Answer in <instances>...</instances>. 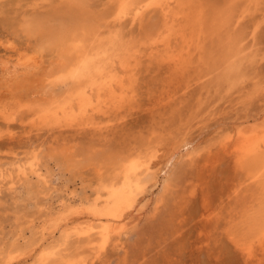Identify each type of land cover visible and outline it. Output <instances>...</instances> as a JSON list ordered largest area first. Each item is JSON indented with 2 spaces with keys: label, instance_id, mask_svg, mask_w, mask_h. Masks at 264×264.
Listing matches in <instances>:
<instances>
[{
  "label": "rangeland",
  "instance_id": "1",
  "mask_svg": "<svg viewBox=\"0 0 264 264\" xmlns=\"http://www.w3.org/2000/svg\"><path fill=\"white\" fill-rule=\"evenodd\" d=\"M59 1L0 0V41L40 47L21 25ZM117 1H88L124 46L94 82L0 70V264H264V0H175L167 26L104 21Z\"/></svg>",
  "mask_w": 264,
  "mask_h": 264
},
{
  "label": "bare ground",
  "instance_id": "2",
  "mask_svg": "<svg viewBox=\"0 0 264 264\" xmlns=\"http://www.w3.org/2000/svg\"><path fill=\"white\" fill-rule=\"evenodd\" d=\"M89 0H71V1H65L67 4H63V6L59 7L61 9H54L55 12H52L50 14L54 13V16L49 18V21H46L45 19H40L38 21V18H33L31 21H24L21 25L20 31L25 34L27 40H31L38 42L39 46H36V49L33 51H28L24 49L18 48V42L16 39L13 38H5L0 41V49H3L6 51V55L3 57H0V70L4 72H10V73H17L21 70H25L26 68L30 69V71L35 68H37V65L39 63H43L51 58L53 60L51 66L52 70L49 72V78L48 82L51 84H60L67 81H73L76 84H82L83 86L86 83L94 82L96 75L102 74L104 71H107L109 68L106 67L109 65L108 62L113 61V55L116 52L114 49L119 51V48H122V46L119 47L117 41H110L103 38V28L109 26L105 23V25H102V15L99 17H94L93 14L90 15L89 6H88ZM93 1V0H92ZM61 0L59 1V3ZM64 2V1H62ZM118 5L120 7L116 8L117 11L113 12L112 8L109 9L112 10V13H104L107 14L108 17L104 19L106 20H114V22H121L125 21L129 18V16H133L132 18L134 20L136 19H143L146 14L149 12L155 10L159 11V13L163 16L165 25L167 26L168 22L171 20V18L175 17L174 13L172 12V4H174L175 0H119L117 1ZM61 4V3H60ZM117 5V6H118ZM91 6V5H90ZM67 9V10H66ZM114 9V8H113ZM115 9V10H116ZM108 10V11H110ZM114 10V11H115ZM227 10V9H226ZM229 10V8H228ZM227 10V11H228ZM107 12V9L105 10ZM230 11V10H229ZM155 13V12H154ZM221 13V12H220ZM225 13V12H224ZM100 14V13H99ZM98 14V16H99ZM204 15V14H203ZM221 16V15H220ZM179 17V16H177ZM219 17V16H218ZM227 17V16H226ZM240 17V16H239ZM238 17V18H239ZM131 18V17H130ZM131 18V19H132ZM189 18V17H188ZM221 18V17H219ZM98 19V20H97ZM227 19V18H226ZM163 20V19H162ZM197 20V19H196ZM219 20V19H218ZM221 20V19H220ZM163 21V22H164ZM136 22V21H135ZM159 22V21H158ZM104 23V22H103ZM221 23V22H220ZM143 24V23H142ZM162 24V23H161ZM126 25V24H125ZM203 25V24H202ZM195 26V25H194ZM17 28V27H16ZM133 28V27H132ZM166 28V27H165ZM164 28V29H165ZM18 29V28H17ZM105 29V28H104ZM107 29V28H106ZM186 29V28H185ZM152 30V29H151ZM156 30V29H155ZM159 30V29H158ZM170 30V29H169ZM169 30H165L164 32H161L160 38H157L153 43L151 44H161L166 42L168 32ZM171 31V30H170ZM16 35L15 37H18L19 35V29L18 31H13ZM107 32V31H106ZM155 32V31H154ZM198 32V31H197ZM108 33V32H107ZM114 33V32H113ZM189 34V33H188ZM157 35V34H156ZM197 35V34H196ZM123 37V36H122ZM117 38V37H116ZM20 39V38H19ZM112 39V38H108ZM26 40V39H25ZM119 40V39H118ZM35 42V43H36ZM188 42V41H187ZM30 44V43H29ZM123 44V43H119ZM125 44V43H124ZM128 44V42H127ZM171 45V44H170ZM35 46V45H34ZM38 47V48H37ZM151 47V45H150ZM21 48V47H20ZM126 48V47H125ZM33 49V48H32ZM190 50V49H189ZM120 51H122L120 49ZM127 51V50H126ZM125 52V51H122ZM129 52V51H128ZM118 53V52H117ZM120 53V52H119ZM126 53V52H125ZM151 53V52H150ZM156 53V52H155ZM123 54V53H122ZM136 54V53H135ZM180 55V54H179ZM129 56V55H128ZM136 56V55H135ZM47 57V58H46ZM123 61V60H122ZM178 61V60H177ZM175 63V62H174ZM122 65V64H121ZM50 66V64H49ZM114 66V65H113ZM104 67L107 68V70H104ZM41 68V67H40ZM44 68V67H43ZM50 68V67H49ZM27 70V69H26ZM48 70V69H47ZM128 70V69H127ZM49 71V70H48ZM26 72V71H25ZM24 72V73H25ZM33 72V71H31ZM111 73V72H110ZM105 74V73H103ZM112 74V73H111ZM13 75V76H14ZM27 75V74H26ZM113 75V74H112ZM109 76V75H107ZM106 76V77H107ZM103 78V77H102ZM114 78V77H113ZM112 76L109 78L108 81L113 80ZM100 79V78H99ZM97 80V79H96ZM98 81V80H97ZM122 81V80H121ZM37 83V82H36ZM102 84V83H101ZM108 84V83H107ZM81 85V86H82ZM90 85V84H89ZM95 85V83H94ZM98 85V84H96ZM78 86V85H77ZM78 86V87H81ZM82 86V87H83ZM93 86V85H92ZM91 86V87H92ZM105 86V85H104ZM123 86V85H122ZM52 87V86H51ZM76 87V86H75ZM81 87V88H82ZM85 88V87H84ZM111 88V87H110ZM77 88H74V90ZM64 90V89H63ZM73 90V89H70ZM83 90V89H80ZM79 90V91H80ZM112 90V88H111ZM34 91V90H33ZM105 91V90H104ZM6 92V91H5ZM71 92V91H70ZM70 92H67L69 94ZM74 92V91H73ZM77 92V91H76ZM52 93V92H51ZM117 93V92H116ZM75 94V93H70ZM78 94V93H77ZM80 94V93H79ZM107 94V93H106ZM68 95V96H69ZM86 93L82 96H85ZM102 95V93H101ZM111 95V94H110ZM51 96V95H50ZM63 96V95H61ZM78 96V95H77ZM104 96V95H103ZM70 97V96H69ZM74 97V96H73ZM72 97V98H73ZM113 97V96H112ZM111 97V98H112ZM52 98V97H51ZM59 98V97H57ZM55 98V99H57ZM62 98V97H61ZM60 98V99H61ZM66 98V97H65ZM71 98V97H70ZM108 98V99H111ZM113 99V98H112ZM58 100V99H57ZM82 100V99H81ZM68 101V99L66 100ZM86 101V100H85ZM48 102V101H47ZM50 102V101H49ZM64 102V101H63ZM80 102V101H79ZM59 103V102H58ZM56 103L55 105H57ZM82 103V102H81ZM101 103V102H99ZM22 104V103H21ZM65 104V103H64ZM68 104V103H67ZM46 105V104H44ZM54 105V104H53ZM70 105V104H69ZM82 105V104H81ZM79 105V106H81ZM88 105V104H87ZM110 105V104H109ZM43 106V105H42ZM41 106V107H42ZM48 106V105H46ZM52 107V106H51ZM22 108V106H20ZM46 108V107H45ZM95 108V107H94ZM28 109V108H27ZM41 109V108H40ZM84 109V108H83ZM35 110V109H34ZM37 110V109H36ZM39 110V109H38ZM67 110V107H64V105L61 103L58 107L45 109L43 111V114L48 116L49 114H57V113H65ZM74 110V109H73ZM100 111V109H99ZM102 111V109H101ZM39 114V113H38ZM67 113H65L66 115ZM6 114H4L5 116ZM58 115V114H57ZM55 115V116H57ZM68 115V114H67ZM74 115V114H73ZM72 115V116H73ZM87 115V114H86ZM7 116V115H6ZM53 116V115H52ZM60 116V115H59ZM64 116V115H63ZM71 116V114L69 115ZM8 117V116H7ZM108 117V116H107ZM48 118V117H47ZM58 118V117H56ZM45 119V118H44ZM6 121V120H4ZM41 121V120H40ZM49 122V121H47ZM73 122V121H72ZM6 123V122H5ZM8 124V123H7ZM46 126V125H45ZM244 128V127H243ZM242 128V129H243ZM250 129H248L249 131ZM262 130V129H261ZM247 131V130H245ZM254 131V130H253ZM243 132V131H242ZM257 132V131H256ZM245 133V132H244ZM250 133V132H249ZM262 135L259 132V136ZM244 136V135H243ZM257 136V134H256ZM255 139H260V137H257ZM251 137V136H248ZM263 138V137H262ZM236 139V138H235ZM240 140V139H239ZM237 141V140H236ZM241 141V140H240ZM254 139L251 138H244L242 139V144L240 147H248L252 144ZM235 143V142H234ZM237 146L240 144L235 143ZM234 144V145H235ZM229 145V144H228ZM235 145V146H236ZM257 145V144H256ZM232 146V145H230ZM234 146V147H235ZM236 146V147H237ZM231 147H229L230 149ZM238 149V148H236ZM232 150V148L230 149ZM261 150V148H260ZM228 151V149H226ZM251 155V153H250ZM255 154L253 153V156ZM237 157V156H235ZM244 156L238 157L243 158ZM142 158V157H141ZM138 159V158H137ZM244 159V158H243ZM132 160V159H131ZM144 160V159H143ZM128 161V158H127ZM142 162V161H141ZM127 164V163H126ZM130 164V163H129ZM20 168V167H19ZM133 168V167H132ZM21 170V169H20ZM35 174L38 176H41V170L40 169H34ZM19 171V170H18ZM25 171V170H24ZM21 172V171H20ZM143 172V171H142ZM3 174V173H2ZM19 174V173H18ZM25 174V173H23ZM22 174V175H23ZM12 177V176H11ZM7 178V177H6ZM1 179V178H0ZM5 182V181H4ZM13 184V183H11ZM124 184L123 188L126 187L129 183H127V180H125L122 185ZM13 186V185H12ZM102 201V200H101ZM140 202V201H139ZM136 204L132 203L128 206V209H130V214L132 215L135 211ZM127 211V212H129ZM126 212V213H127ZM128 214V213H127ZM88 215V214H87ZM90 215V214H89ZM85 217V216H84ZM130 217V216H129ZM91 218V217H90ZM95 218V217H94ZM105 218V217H104ZM89 219V218H88ZM92 219V218H91ZM90 219V220H91ZM98 219V216L97 218ZM130 219V218H129ZM128 217H126V220H128ZM82 220V219H81ZM99 221L101 220L98 219ZM93 221V220H92ZM104 222L106 221L103 220ZM101 221V222H103ZM125 217H118L115 219L116 222H120L119 225L121 228L124 226ZM76 222V221H75ZM127 222V221H125ZM107 224V221L105 222ZM112 223V222H111ZM109 224L112 226V224ZM123 223V224H122ZM101 224V223H99ZM96 225V223H95ZM102 225V224H101ZM99 226V228L101 227ZM115 225V224H114ZM113 225V226H114ZM105 226V224L103 225ZM110 226V227H111ZM116 227L118 225H115ZM118 226V228H120ZM78 227V226H77ZM94 227V226H93ZM96 227V226H95ZM94 227V228H95ZM98 227V225H97ZM96 227V228H97ZM106 227V226H105ZM79 228V227H78ZM82 228V227H81ZM81 228L80 231H81ZM77 229V228H76ZM89 229V228H88ZM114 229V228H113ZM85 230V228H84ZM90 230V229H89ZM103 232H106L104 228L102 229ZM107 230L108 229L107 227ZM120 230V229H119ZM79 232V230L77 229ZM91 231V230H90ZM95 231V230H94ZM93 231V232H94ZM101 231V230H99ZM98 231V232H99ZM82 232V231H81ZM84 232V231H83ZM88 232V231H86ZM102 232V233H103ZM80 233V232H79ZM78 233V234H79ZM84 234V233H81ZM105 234V233H104ZM103 234V235H104ZM260 234V233H259ZM85 235V234H84ZM89 235V232L87 233ZM102 236V234H101ZM106 236V235H105ZM79 237V236H78ZM84 238L83 236H81ZM263 237V236H262ZM91 238V237H90ZM101 238V237H100ZM254 239V238H253ZM101 240V239H100ZM105 240V239H104ZM103 240V241H104ZM101 242V241H100ZM261 243V242H260ZM102 244V243H101ZM262 245V244H261ZM102 246V245H101ZM104 246V244H103ZM105 247V246H104ZM102 247V248H104ZM262 247V246H260ZM99 248V246H98ZM51 256V255H50ZM51 263V262H50ZM18 264V263H17Z\"/></svg>",
  "mask_w": 264,
  "mask_h": 264
}]
</instances>
